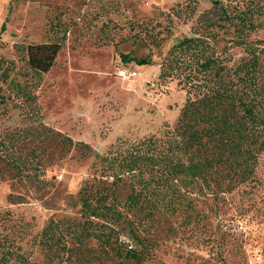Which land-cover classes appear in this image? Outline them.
<instances>
[{"label": "rangeland", "instance_id": "374dc122", "mask_svg": "<svg viewBox=\"0 0 264 264\" xmlns=\"http://www.w3.org/2000/svg\"><path fill=\"white\" fill-rule=\"evenodd\" d=\"M188 1L0 0V55L5 58L18 59L15 43L52 39L49 28L55 17L66 23L65 46L36 92L45 122L94 149L85 158L75 148L57 158L48 167L54 189L49 195L31 191L26 203L8 200L9 193H25V187H14L9 177L0 179V230L18 235L32 264H264V155L254 179L218 199H199L201 217L194 220L160 214L132 222V229L123 223L113 247L105 249L92 239L90 254L79 248L65 254L41 243L40 233L51 219L80 220L78 191L92 180L95 165L113 143L176 125L187 95L176 79L159 78L161 63L174 44L193 34L200 13L218 1L239 3L253 11L258 25L250 39L264 40V0H190L186 9ZM179 7L176 15L174 8ZM231 52L236 58L244 54L239 47ZM123 54L136 60L124 61ZM121 67L137 75L123 78ZM22 122L11 101L0 107V131ZM130 244L147 250L140 262L124 256Z\"/></svg>", "mask_w": 264, "mask_h": 264}, {"label": "trees", "instance_id": "16d2710c", "mask_svg": "<svg viewBox=\"0 0 264 264\" xmlns=\"http://www.w3.org/2000/svg\"><path fill=\"white\" fill-rule=\"evenodd\" d=\"M174 10L180 14V7ZM252 12L218 1L199 14L193 34L174 44L161 63L159 78L176 79L187 95L176 125L113 143L78 191L80 220L51 219L40 233L42 244L65 254L78 248L90 254L88 242L97 239L107 249L119 239L123 223L132 229V222L160 214L194 220L201 217L199 199H218L255 178L264 155V40L250 39L258 27ZM54 20L49 41L15 43L17 60L0 55V107L11 101L23 116L22 125L0 131V179L9 177L14 187L27 189L9 193L12 204L28 202L31 191L49 195L55 181L48 167L72 148L82 158L94 150L44 120L36 90L68 34L66 23ZM236 47L244 51L238 58L231 52ZM6 215L12 218L10 210ZM17 236L0 230V264H32ZM146 251L130 244L123 254L140 262Z\"/></svg>", "mask_w": 264, "mask_h": 264}, {"label": "built area", "instance_id": "2783aa9c", "mask_svg": "<svg viewBox=\"0 0 264 264\" xmlns=\"http://www.w3.org/2000/svg\"><path fill=\"white\" fill-rule=\"evenodd\" d=\"M119 75L122 76L123 78H133L134 76L137 75V72L132 69H127V68H120L119 69Z\"/></svg>", "mask_w": 264, "mask_h": 264}]
</instances>
